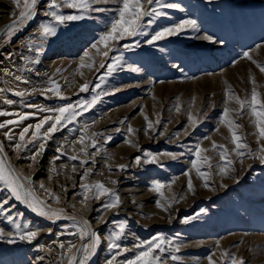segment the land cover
<instances>
[{"label":"rangeland","instance_id":"374dc122","mask_svg":"<svg viewBox=\"0 0 264 264\" xmlns=\"http://www.w3.org/2000/svg\"><path fill=\"white\" fill-rule=\"evenodd\" d=\"M169 2L180 5V9H166L168 16L158 18L153 28L148 30L179 23L186 18L197 21V30H188L186 35L161 40L156 47L142 44L139 48L124 51L125 65L139 67L138 73L127 68L117 71L100 90L118 88L119 91L103 96L77 121L59 129L46 141L41 139L29 143L35 124L55 113L41 112L27 105L55 108L69 102L75 103L80 98H91V91L79 93V96L76 93L80 85L96 81L104 69L97 72L95 67L89 70L78 66L85 51L94 57L95 66L102 62V57L90 45L100 33L107 31L114 13H90L87 19L58 26V34L45 43V51L38 57L39 63L33 64L22 60L21 55L36 58L34 52H29L26 38L34 37L38 41V24L51 19L44 16L48 0H37L38 14L31 22H25L26 26L18 25L22 30L13 35L10 42L6 27L19 15V9L12 0H0V49L4 51H0L4 53L0 55V89H4L0 91V111L14 113L0 116V123L19 119L15 114L35 113L18 125L0 129V145L3 146L0 159L8 168L14 166L18 169L21 182L33 188L47 207L61 211L65 217L55 223L39 217L24 203L15 200L0 184V201L8 200V204L4 205L6 212L21 224L28 223L32 228L40 229L31 243L17 238L15 243L9 244L6 239H0V264H68V257L76 250L62 255L66 249L62 250L58 243L53 242H64L67 248V242L71 241L79 247L81 243H88L90 238L81 241L78 235L58 236L65 226H68L69 232L76 231L71 227L72 221L66 217H74L77 222L89 221L91 229L100 234L102 243L87 264H106L110 253L104 237L118 232L120 221H125L126 225L118 243L129 251L118 256L117 262L133 258L136 254L133 246L137 242L162 234L181 245L176 253L181 260L168 259V252H165L162 254L164 264H208L210 254H213L216 264H225L226 258L222 260V252L242 257L246 264H264V164L247 155L249 149L259 153L264 140H258L251 109L245 107L243 113L238 114L239 105L231 99L225 104L228 98L224 95L225 89H228L230 95L250 101L255 87L258 99L264 100V72L258 67L264 65V0ZM23 3L24 0H20L21 7ZM98 6L114 9L118 5L116 0H110V3ZM61 11L69 14L74 10L62 8ZM206 34L223 43L195 38ZM135 39L143 41L145 38ZM125 42L131 41H121ZM245 51L252 57L251 60L243 57ZM8 53H12L11 59L6 58ZM84 62L93 63L88 60ZM28 68L32 71H28ZM4 69L12 72V75H6ZM57 69L60 71L57 72ZM16 75L30 83L16 81ZM49 77L61 85L62 95L70 100H61L52 93L45 98L40 91H32L47 87ZM24 90L28 92L24 97L14 94L15 91ZM7 100L13 103L8 104ZM177 106L180 111H176ZM225 107L234 110L229 112L228 118L240 125L234 130L248 145L244 149L242 163L231 152L234 145L227 125L219 121ZM189 113L198 121L195 128L188 121ZM145 116L154 124L160 120L156 132L149 130L146 134ZM29 125L33 127L21 142L19 133ZM84 125L88 126L85 128ZM50 126L51 122L41 131H46ZM129 126L133 133L128 132ZM9 129L11 141L4 135ZM82 132L86 136V144L90 143L88 138L92 133L101 134L95 137L100 152L94 156V163L90 160L83 168L80 160L85 157L79 151L83 145L78 142ZM159 132H164V135H159ZM108 136L112 139L105 144L104 139ZM126 140L136 146L126 143ZM213 142L225 145L227 159L233 161L235 171L227 177L218 174L219 167H227V164L221 161L219 152L212 149ZM16 143L26 145L27 150L15 149ZM40 143L45 144V150L32 160ZM197 144L201 149H207L201 155L210 157L212 165L211 169L207 164L200 165L202 170L210 173V186L207 188L191 166V160L195 158L192 150ZM57 149L63 152L60 159H55ZM87 150L89 154L96 152L92 147ZM145 150L153 154L167 151L183 152L184 155L176 160L159 155V164L136 165L134 157L143 155ZM73 155H78L79 159L70 160L69 157ZM121 164L128 165L126 170L117 169ZM85 169L92 172L83 183L94 185L102 182L120 197L119 207L102 210L101 205L106 198L95 199L94 187L81 189V176ZM186 171L193 184L194 190L191 192L187 187L189 176L183 174ZM153 181L165 185L160 193L151 190ZM222 184L226 187H221ZM49 192L52 196L47 195ZM53 197L58 198V202ZM85 197L90 198L85 200ZM157 200L167 210L158 208ZM200 209L205 212L200 213ZM198 213V218L188 223L182 222L185 217H197ZM0 228L4 229L5 234L15 231L3 214H0ZM41 245L44 246L43 250L40 249ZM164 247L168 248V245Z\"/></svg>","mask_w":264,"mask_h":264},{"label":"snow or ice","instance_id":"6c2138e0","mask_svg":"<svg viewBox=\"0 0 264 264\" xmlns=\"http://www.w3.org/2000/svg\"><path fill=\"white\" fill-rule=\"evenodd\" d=\"M12 2L19 9V15L12 21L10 25L6 27L7 39L10 42L13 35L21 31L22 29L18 26L24 24L25 22H31L37 13V0H24L23 6L20 5V0H12ZM110 0H48L46 5V9L44 10V16L50 17V20L41 21L38 24V32L39 37L38 41L34 37L26 38L28 43L27 47L29 52H34L35 57H29L21 55V59L27 61L29 63H39L38 57L42 55L45 51L44 45L45 43L52 37H55L58 34V26H64L67 22H75L81 21L89 18L90 13H105V12H113L114 18H112L108 25L107 31L100 33L97 39L91 43L90 48L94 49L98 55L102 57V62L99 66H95L94 57H92L88 51H85L81 56V63L78 68H88L92 70L94 67L96 71L99 72L100 69H104L102 73H100L94 82H85L80 85L79 92L76 93L79 96V93H87L91 91L92 95L90 99L80 98L75 101V103L69 102L64 104L63 106H57L55 108H41L36 105H27L30 108H38V111L41 112H52L55 113L54 116L49 115L45 116L43 119L39 121V123L35 124V131L31 133V139L29 143H36L41 139L47 140L49 139L53 133L58 131L61 128L66 127L68 124H71L77 121V118L81 116L83 113L92 109L98 102L101 101L103 96L112 94L114 95L116 91L119 89H114L112 91L108 90H100L103 84H106L107 80L117 71L127 68V70L138 73L140 68L131 64L125 65L123 52L127 51L133 47L139 48L142 44H147L148 46L156 47L157 42L161 40H165L171 37H178L186 35L188 30L195 32L197 30V21L191 18L181 19L179 23H174L171 25L161 26L159 28L154 29L153 31H149L148 29L153 28V25L157 23L158 18L167 17L168 12L166 9H180V5L169 2V0H116L117 7L107 8L100 7L98 5L108 4ZM62 8H68L74 10L69 14H65L61 11ZM182 10V9H181ZM136 37H144L143 41L139 39H135ZM198 39H203L213 43H223V41H216L211 35H204L203 37H195ZM131 41L121 43V41ZM23 46V44H22ZM259 47V46H257ZM101 49H104L101 51ZM119 52V55H113V53ZM243 57L252 59L249 56V53L245 51L243 53ZM6 58L11 59L12 53L6 54ZM93 61V63H85L84 61ZM235 63V61H233ZM256 63V61H253ZM175 67H179L178 65H174ZM260 70L264 72V65H258ZM28 71H32L31 68L27 69ZM60 70L57 69V72ZM6 75H12L8 69H4ZM15 80L22 83H30L29 80L23 78L22 76L16 75ZM47 83V87H43L42 89L34 88L32 91H40L41 95L47 98L48 93H52L59 99H69V97H65L61 93V85L52 77H49ZM0 91H4V89H0ZM14 94L19 97H24L28 94L27 90L24 91H15ZM224 95L226 98L225 104L228 103L229 99L234 100L236 104L239 105L238 114H242L245 110V107L251 109V115L255 117L254 123L256 126V131L258 132V140H264V100L258 99V93L253 88L251 92V100L249 101L247 98L241 100L239 97L234 94L230 95L228 89H225ZM6 103L12 104L13 101L7 100ZM176 111H180L179 106H177ZM234 111L225 107L223 109L222 115L219 117L220 123H224L227 125L229 132L231 133V143L234 145V148L231 149V152H234L236 157L242 163V159L245 157L244 149L248 148V145L244 143L238 133L234 130L240 125L234 123L233 120L229 119V112ZM14 115V113L0 111V116ZM19 116V119L13 120L9 119L0 123V129L6 128L8 125H18L22 121L28 119L30 116H34L35 113H25V114H15ZM145 120L147 121L146 128L144 131L147 132L149 130L156 132V125L160 123V120H157L155 124L151 121L147 120L145 116ZM188 121L191 126L195 128L197 126L198 121L195 120L191 113L188 114ZM51 122V126L47 128L46 131H41L45 125ZM123 122V121H122ZM88 125H84L86 128ZM32 125L25 127L19 133V139L23 142L26 138V134L29 132ZM11 129L8 132H5L4 135L8 140H12V136L9 134ZM119 131V129H117ZM129 133H133L134 130L129 126ZM159 135L163 136L164 132H159ZM99 133H92L90 139V143L86 144V136L83 134L80 135L78 142L83 145L80 148V153L84 155V159L80 160V165L83 168L86 164L91 160L94 163V156L96 153L100 152V148L97 147L98 141L95 137L99 136ZM207 138V137H205ZM112 139L111 136L105 137L104 143L107 144ZM126 143L131 145V141H125ZM135 147L136 145H131ZM15 149L26 151L27 146L22 143H16L14 145ZM63 147V146H62ZM88 147H92L96 149L95 153L89 154ZM212 149L219 152L221 161H225L227 167H219L218 174L224 177H227L230 172L235 171L232 167L233 161L231 159H227L228 150L225 145H217L215 142L212 143ZM45 150V144L40 143L39 149L33 153L31 159L35 160L37 155H40ZM207 149H201L199 144H197L192 150V155L195 157L191 160V166L195 169L197 175L201 180L204 181V187H209V177L210 173L208 171L202 170L200 167L201 163L207 164L209 169H211L212 165L210 164V157L204 155L202 156V152H206ZM3 152V146L0 145V153ZM58 155L55 159H60L63 155L61 149H57ZM159 155H166L172 160H176L179 156H183L184 153L181 152L179 154L172 152H163L160 154H153L147 150L143 152V155H137L134 157V163L136 165L141 164H159ZM247 155L250 158L259 159L261 164H264V146L259 149V153H254L249 149ZM70 160H78V155H73L69 157ZM110 167V166H109ZM128 165H118L117 169L119 171H124ZM73 171H75V167H73ZM91 169H85L83 175L81 176V189L88 190L92 187L95 188V199H100L101 197H105V201L101 205L102 210H107L110 208L119 207L121 201L120 197L116 195V193L108 189L104 186L102 182H96L94 185H89L87 183H83L85 178L91 174ZM185 176H189V173L186 171L183 173ZM30 184L31 181H28ZM112 183H116V181H112ZM171 183V182H170ZM0 184L4 186V188L10 193V195L15 198V200L24 203L32 212L42 218H46L47 220L55 223L56 221L65 218L62 216L61 211L53 210L50 207H47L45 201L36 196L35 190L31 187H26L25 183H22L19 176L12 170L8 168L3 159H0ZM43 189V184L40 186ZM151 190L160 193L161 189L165 187L163 183L160 181L151 182ZM188 190L193 191L192 180L189 176L187 181ZM221 187H226V185H221ZM47 195L52 196L49 192ZM90 197H85V200ZM182 198V197H181ZM54 200L58 198L53 197ZM176 202V201H173ZM167 203V201H166ZM8 204V200L4 199L0 201V214L5 215L8 222H10L15 231L9 232L5 234L4 229L0 228V239H6V242L9 244L15 243L18 238L21 241H27L31 243L35 240L40 232V229L32 228L28 223L21 224L18 222L11 214H8L4 208V205ZM156 206L161 208L162 210H167L163 207L159 200L156 201ZM170 207L171 204L169 203ZM204 209H200V213H204ZM197 217H185L183 219V223H188L194 218ZM67 219L72 221L71 227L75 228V232H69L68 226L64 227V231L58 233L57 235H78L81 241H84L85 238H90L88 243H81L79 247L71 241L67 242V248L64 242L54 241L53 243H58L59 247L62 250L66 249V252H62V255L66 253H72V250L75 249V253L68 257V264H87V261L92 258L98 251L99 246L101 245V237L100 234L90 227L89 221H80L77 222L74 217H66ZM125 221L119 222V231L112 232L109 235L104 237L105 240L108 241L107 249L110 253V257L107 258L106 264H164L163 253L168 252V259L172 261H180L181 258L176 255L179 252L181 245L175 242V239L166 238L162 234H157L153 236L150 240L139 241L134 246L133 249L136 250V254L133 258L127 259L126 261L117 262V257L121 256L123 253L129 251L126 247H123L118 241L121 239V236L125 230ZM51 233V229L48 230ZM168 245V248L164 246ZM217 247H219V241H217ZM44 246L41 245L40 249L43 250ZM157 250L158 253L157 254ZM222 260L226 258L225 264H246L242 257L237 258L234 254H229L227 252L221 253ZM38 259L42 260L43 257H39ZM208 264H216L213 260V254H210L208 257Z\"/></svg>","mask_w":264,"mask_h":264},{"label":"bare ground","instance_id":"6f19581e","mask_svg":"<svg viewBox=\"0 0 264 264\" xmlns=\"http://www.w3.org/2000/svg\"><path fill=\"white\" fill-rule=\"evenodd\" d=\"M191 32V31H190ZM17 45V44H16ZM13 46V45H12ZM132 49V48H131ZM3 51V49H0V51ZM5 50V49H4ZM13 51V50H12ZM4 52V51H3ZM3 52H0V55L1 54H4ZM7 152H10V150H7ZM4 153L6 154V150L4 151ZM6 156V155H5ZM6 158H8V157H6ZM12 167V166H11ZM12 169L14 170V172L16 173V174H18V169H16L14 166L12 167ZM123 188H126L125 186H123Z\"/></svg>","mask_w":264,"mask_h":264}]
</instances>
